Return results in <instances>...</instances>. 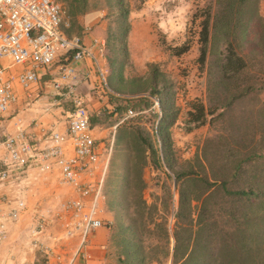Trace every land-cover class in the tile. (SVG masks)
Masks as SVG:
<instances>
[{
	"label": "rangeland",
	"instance_id": "rangeland-1",
	"mask_svg": "<svg viewBox=\"0 0 264 264\" xmlns=\"http://www.w3.org/2000/svg\"><path fill=\"white\" fill-rule=\"evenodd\" d=\"M211 1L123 0L128 7L127 29L123 37L124 26L120 22V14L113 0H89L86 13L75 18H66V33H74L81 25L88 24L92 26V33L104 39L106 46L104 59L106 84H108L107 74L109 70L107 67L109 62L112 63L114 69L112 73L116 74V70L120 66L122 73L130 77L128 79H131V81L135 79V83H140V81L146 79L145 87L138 91L136 95L129 98L118 97L116 101L121 108L123 105H127V107L131 106L137 111H143L138 117L128 122H132L131 127H138L142 135L148 140L151 139V136L155 139L154 127L156 124L154 117L156 110L160 109L158 100V107L153 104L154 99H158V95L151 88V84L147 83L151 65L162 74V77H158L156 80V89L161 88L163 80L170 82L176 111V120L169 127L173 149L171 163L173 171H186L189 169L190 174L183 176L181 182L173 183L171 177L173 171L168 169L165 162H163L167 172L162 167H160L161 169L158 168L156 174L151 176L152 183L147 189H142L139 184H135L130 179L126 181V184H123L121 190L116 191L117 197L122 198L120 212L124 214L126 223L133 225L135 229L137 228V231L144 235L149 231L148 235H156L158 239L167 232L171 235L174 232H181L182 228L190 229V234L194 232L198 208L204 198L207 199V208L210 209V213L215 220L224 218L226 211H229L228 214L235 217L248 208L238 197L223 193L218 186L209 188L204 193L201 187L205 184L197 179L210 177L208 162H211L217 168L225 164L230 155L237 150L236 145L230 139V134L241 135L243 144L247 148L253 147L249 131L256 125V120L258 122L255 111L256 108L262 107L259 100L264 105V91H261L258 95L250 94L237 100L225 111L221 119L212 124L206 123L190 131H185V125L182 123L185 112L189 109V102L193 99L204 101L206 99V73L213 58L208 56L206 63L200 66L197 60L200 44L198 30L202 10ZM258 9L264 25V0H259ZM100 23H102L101 26H99ZM247 29L244 48L245 52L253 49L258 54L256 55L253 51L255 57L251 59L252 71L258 74L264 68V54H262L264 40L258 37L259 21L253 20ZM160 41H163V43ZM181 43L186 45L187 50L171 58L170 48ZM113 81L121 88L129 89L131 87L128 82H120L117 77L113 78ZM119 112L110 118L111 122L119 124L122 109ZM229 119L241 125L239 131H231L232 129L228 128ZM120 149L122 147L119 145L115 148L116 157L118 153H121ZM203 158L207 161H204ZM130 160L132 162V158ZM135 161H137L138 166L144 164L142 160L141 162L138 159ZM128 165L129 162L126 166ZM132 166H135V164ZM251 166H253L252 161L243 164L244 170L247 171L246 174L237 177L236 180H230L227 185L228 188L237 189L243 184L244 179L251 183L252 179L249 176L250 172H253V169L249 170ZM225 168L224 166L223 169ZM107 170L108 167L104 174V181ZM126 177L128 178L127 175ZM187 178H190L189 223L181 215H177L179 214L180 189L184 190V186L187 184L184 181ZM208 180L210 179L208 178ZM104 181L102 188L103 200L106 199ZM196 194H200L199 198L195 197ZM254 209L257 212L256 214L259 212L264 213V198L261 197L259 204H256L252 210ZM178 235L180 236V234ZM181 235L186 237L184 234ZM179 240V252L183 251L182 245H184L185 251V255L178 263L182 264L189 254L190 241H187L189 246L187 247L183 238L180 237ZM189 262L190 258L183 264Z\"/></svg>",
	"mask_w": 264,
	"mask_h": 264
},
{
	"label": "crops",
	"instance_id": "crops-1",
	"mask_svg": "<svg viewBox=\"0 0 264 264\" xmlns=\"http://www.w3.org/2000/svg\"><path fill=\"white\" fill-rule=\"evenodd\" d=\"M63 17L65 20L68 18L65 11ZM101 25L102 23L99 24ZM82 26L78 27L74 33L81 32ZM67 34L72 33L67 32ZM90 36L104 40L92 33V26L90 34L83 37L85 43L89 41ZM170 56L173 58L177 55L171 54ZM156 58L159 60L158 57ZM13 69L16 71L17 67H12ZM76 69L81 71V64L77 63ZM107 69L109 73L107 74L106 94L94 95L95 90L92 85L95 77L77 86V91L83 96L88 109L89 133L100 153L101 160L98 159L95 164L94 174L98 172L106 153L108 170L104 181L106 199L100 203L98 211V217L104 225L89 233L86 244L81 249L83 255L74 256L71 264H178L183 258L180 255L185 251L182 245L183 251L179 252L180 240L176 241L174 234L167 232L159 239L156 235H148L149 231L144 235L133 225L127 224L124 214L120 212L122 198L117 197L116 191L121 190L127 180L131 179L137 185L142 182V189H147L152 183L151 176L156 174L158 168L162 167L166 172L167 170L162 160H159L157 167L151 164L149 150L145 146L142 150L136 151L131 146L132 139L125 138L124 140L119 137L120 130L124 128L128 131L132 130L130 129L132 122L125 124L111 122V117L120 113L121 109L123 112L127 108V105L119 107L116 98H129L137 92H130L129 89L121 88L114 83L113 78L115 77L120 82H128L129 86L132 83L131 79H128L130 77L122 73L120 66L116 74L112 73L114 69L111 62L108 63ZM53 79L57 78L52 67L47 69L38 84L31 88L30 98L26 97V92L22 88L14 85L17 100L0 115V141L4 135H15L21 130L30 141L39 145L45 143L44 136L51 130L65 134L66 114L70 109V103L66 97L53 94L50 85ZM58 81L63 89L69 82V80ZM41 94H45L47 99H37ZM53 97L58 98L57 102L49 101ZM150 142L154 147L156 158L161 159L158 139H153L151 136ZM118 145L122 149L116 157L114 152ZM69 152L68 150L67 153ZM3 155L4 150L0 144V157ZM137 156L143 158L142 166H132L131 162L126 166L127 162L124 158ZM173 174L172 172L173 183L182 181V177L176 179ZM73 196L75 192L58 181L55 167L50 171H39L35 167L28 166L8 181L0 183V224H3L5 230L4 239L0 241V264H66L77 250L78 239L63 234L61 221L56 215L60 210V205ZM12 210L16 211L15 219L9 217ZM40 219L45 229L40 233L32 232ZM43 246L53 248L54 254L47 257ZM55 255H59V259H56Z\"/></svg>",
	"mask_w": 264,
	"mask_h": 264
},
{
	"label": "trees",
	"instance_id": "trees-1",
	"mask_svg": "<svg viewBox=\"0 0 264 264\" xmlns=\"http://www.w3.org/2000/svg\"><path fill=\"white\" fill-rule=\"evenodd\" d=\"M59 1L68 18H75L77 15L87 12L89 4V0ZM113 1L118 8L120 22L124 26L123 37L127 29L128 7L123 0ZM258 3L259 0H212L202 10L198 30L200 44L197 60L200 66L206 63L208 56H212L213 60L209 63L206 73V99L205 101L193 99L189 102V109L185 112L182 121L185 125V131L218 121L237 100L250 94L258 95L264 90V68L258 74L252 71L251 59L255 57L253 51L255 53L256 51L252 49L245 52L244 48L247 28L253 20L259 21L258 37L264 40V25L259 13ZM160 42L163 43V41ZM186 50V45L181 43L171 47L170 53L180 55ZM262 54H264L263 49ZM256 55L258 54L256 53ZM158 77H162V74L151 65L147 83H150L151 88L157 93L161 111L154 127V135L158 139V147L162 154L161 159L156 158L153 145L150 140L148 141L142 135L138 127L130 126V129H132L130 131L122 128L119 137L124 138V140L125 138L132 139L131 146L136 151L142 150V147L145 146L149 150V160L153 166L157 167L159 160H162V162H165V166L173 171L171 163L173 149L169 133V127L176 120L173 91H171L170 82L165 80L162 81L161 88L156 89ZM145 80L135 83V79H133L129 91H141L145 87ZM259 102L262 107L256 108L255 111L258 122L256 120V125L249 131L253 147L247 148L243 144L241 135L230 134V139L236 145L237 150L230 155L225 164L217 168L211 162H208L210 177L197 179L205 184L201 187L204 193L209 188L218 186L223 193L238 197L248 208L235 217H232L228 214L229 211H226L224 218L215 220L210 213V209L207 208V199L204 198L198 208L194 232L190 234L188 228H182L181 232H174L176 241L180 237L183 238L184 244L188 245L187 241H190L189 254L182 264L188 258H190L188 264H264V213L259 212L256 214L255 209L252 210L256 204H259L261 197L264 198V105L262 101L259 100ZM130 108L133 107L130 106ZM125 123L129 122H122V124ZM228 126L232 129L231 131H239L241 128V125L236 124L232 119L228 120ZM124 159L126 162H131L130 158ZM136 159L140 162L143 161V158L137 156L132 158L130 164L137 166ZM203 160L207 161L205 158ZM249 161L253 162V166L249 169H253V172L249 174L252 179L251 183L244 179L240 187L235 190L229 189L227 185L230 180H236L237 177L246 174L247 171L244 170L243 164ZM224 166L225 169H223ZM173 173L174 177L179 179L187 173L190 174V170H176ZM185 182L187 184L184 186V190L180 189L179 214L177 215H181L189 223L190 178H187ZM140 183L142 187V182ZM200 194H196L195 197L199 198ZM177 234H180V236H176ZM181 234L186 235V237ZM184 255L185 252L180 256Z\"/></svg>",
	"mask_w": 264,
	"mask_h": 264
},
{
	"label": "built area",
	"instance_id": "built-area-1",
	"mask_svg": "<svg viewBox=\"0 0 264 264\" xmlns=\"http://www.w3.org/2000/svg\"><path fill=\"white\" fill-rule=\"evenodd\" d=\"M58 0H0V115L16 102L18 85L30 98L31 88L36 86L47 69L54 68L58 80H69L64 86L57 79L51 80L54 95L66 97L70 109L66 114V132L60 134L49 131L44 136L45 143L39 145L30 141L24 131L15 135H4L0 141L4 155L0 157V183L8 181L28 166L39 171L57 169L58 181L75 192V196L60 205L56 217L61 221L63 234L77 237V250L66 264H71L74 256L83 255L89 233L103 221L98 217L103 201V181L107 168V153L99 170L94 174V166L100 159L94 139L89 133V115L83 96L77 86L95 77L94 95H104L105 81V41L90 36L87 43L83 37L91 32V25L84 24L79 33L67 34V22ZM81 64V71L76 64ZM12 67H17L16 71ZM47 99L41 94L37 99ZM53 97L49 101L57 102ZM157 98L153 104L157 105ZM143 111L127 107L118 123L128 122ZM155 112V111H154ZM160 109L155 113L158 121ZM68 142V144H66ZM70 151L67 153V151ZM21 205V203H19ZM15 219L16 211L9 213ZM42 219L36 223L34 233L43 232ZM5 230L0 224V241ZM35 245V243H34ZM46 256L53 255V248L42 247ZM59 259V255H55Z\"/></svg>",
	"mask_w": 264,
	"mask_h": 264
}]
</instances>
